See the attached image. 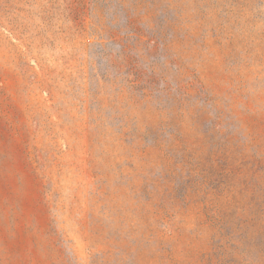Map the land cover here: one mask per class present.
Here are the masks:
<instances>
[{"label": "rangeland", "instance_id": "374dc122", "mask_svg": "<svg viewBox=\"0 0 264 264\" xmlns=\"http://www.w3.org/2000/svg\"><path fill=\"white\" fill-rule=\"evenodd\" d=\"M0 264H264V0H0Z\"/></svg>", "mask_w": 264, "mask_h": 264}]
</instances>
